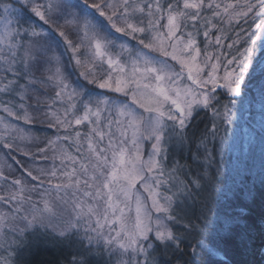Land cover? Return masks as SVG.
Listing matches in <instances>:
<instances>
[{
  "label": "snow or ice",
  "instance_id": "1",
  "mask_svg": "<svg viewBox=\"0 0 264 264\" xmlns=\"http://www.w3.org/2000/svg\"><path fill=\"white\" fill-rule=\"evenodd\" d=\"M257 77L264 0H0V264L41 247L71 264H264V192L255 216V185L220 213L208 146ZM202 110L196 170L169 163Z\"/></svg>",
  "mask_w": 264,
  "mask_h": 264
},
{
  "label": "trees",
  "instance_id": "2",
  "mask_svg": "<svg viewBox=\"0 0 264 264\" xmlns=\"http://www.w3.org/2000/svg\"><path fill=\"white\" fill-rule=\"evenodd\" d=\"M67 69L74 76L79 73L78 69L75 68L74 62ZM217 95L220 100H225V97L221 95V91H218ZM235 100L236 103L233 107L235 115L232 118H237V122L231 127L229 124L222 125L216 142H212L211 137H209V148L211 149L215 146L219 149L216 152L213 167L218 179L217 191L220 200L217 210L222 214L228 213L238 202L237 197L247 187L255 185L258 193L256 203L253 206V214L255 216L259 213L261 206L259 194L264 192V188L260 186L261 179H264V79L257 77L256 80L249 84L241 96L235 98ZM244 113L247 115V121L242 118ZM206 126L211 128V113L204 110L199 111L188 130L189 136L193 139V144L191 151L187 150L186 163L192 165L193 171L196 170L197 165L193 163L190 155L192 156L195 151V140L200 137ZM235 130L244 131L248 134L249 147L246 155H243L242 152L235 154L232 149L228 151V146L224 144L227 138L237 135ZM220 137H223L222 144L219 142ZM258 138H262V142H258ZM222 147L224 148L223 150H221ZM19 160H22V157ZM14 172L18 175L21 174V170L15 165ZM193 211H195L194 206L188 209L189 214ZM174 230L178 234L183 231L180 225H175ZM257 243H259V240H257ZM37 252L36 256L30 257V264H71L73 258V250L69 248L45 249L41 247ZM166 259V257H162V262ZM207 259L206 254L202 253L200 256L202 264ZM215 259L218 264H232L233 261L239 260L240 257L236 253L230 252L228 256L222 255ZM92 264H96L95 260Z\"/></svg>",
  "mask_w": 264,
  "mask_h": 264
},
{
  "label": "rangeland",
  "instance_id": "3",
  "mask_svg": "<svg viewBox=\"0 0 264 264\" xmlns=\"http://www.w3.org/2000/svg\"><path fill=\"white\" fill-rule=\"evenodd\" d=\"M69 35H70V38H73L71 33H69ZM133 43H135V42H133ZM66 70L69 71V69H66ZM78 71H80V69H78ZM89 87L95 88V85H89ZM96 91H106V90L96 89ZM218 91H221V95H223L226 98V95H225L223 89H220ZM110 95H115V94H111L110 93ZM221 101H222L221 103H223V100H221ZM232 111L234 112V108H232ZM242 118L247 121V115H245V113L243 114ZM236 122H237V118H235V117L232 118V122L229 124V126L231 127ZM34 131H36L37 134H39V135H47V136H54L55 135L54 130H48L46 127H41L39 125H37L34 128ZM235 131H236L237 135H234L231 138L230 137L227 138V140L224 142L225 146H228V151H229V149L230 150L232 149L235 154H240L241 152H242L243 155L248 154V152H247L248 151V147H249L248 134L245 133L244 131H242V132L237 131V130H235ZM257 140H258V142H262V138H258ZM41 146H43V145H41ZM258 147H259V144H258ZM146 148H150V145H146ZM223 149L224 148L222 147L221 150H223ZM260 149H261V147H260ZM15 154L16 153H13V155H15ZM186 157H187V150H184V151H181V152H175L174 151V152H172L170 154L169 163H171L173 159H178V160H180L181 163H186ZM19 158H20V156L17 155V159H19ZM190 158L192 159L191 155H190ZM10 161L11 160H8L7 163H10ZM5 163H6L5 152H4V150L0 149V168H3L4 171L7 173L8 169L5 167ZM21 163L22 164L24 163L23 158L21 160ZM12 174H13L14 178L21 175V174L18 175L17 173H15L14 169H13V173ZM0 194H2V193H0ZM37 251H38V249L32 254L31 257L36 256V254H38Z\"/></svg>",
  "mask_w": 264,
  "mask_h": 264
},
{
  "label": "water",
  "instance_id": "4",
  "mask_svg": "<svg viewBox=\"0 0 264 264\" xmlns=\"http://www.w3.org/2000/svg\"><path fill=\"white\" fill-rule=\"evenodd\" d=\"M237 98V97H236Z\"/></svg>",
  "mask_w": 264,
  "mask_h": 264
}]
</instances>
